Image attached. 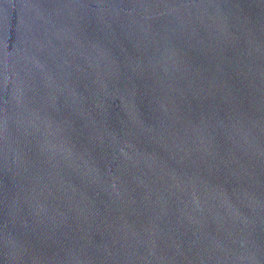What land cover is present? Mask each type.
<instances>
[{
  "label": "water",
  "instance_id": "1",
  "mask_svg": "<svg viewBox=\"0 0 264 264\" xmlns=\"http://www.w3.org/2000/svg\"><path fill=\"white\" fill-rule=\"evenodd\" d=\"M0 264H264V0H0Z\"/></svg>",
  "mask_w": 264,
  "mask_h": 264
}]
</instances>
